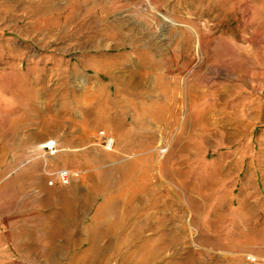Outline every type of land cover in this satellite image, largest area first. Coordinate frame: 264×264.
Listing matches in <instances>:
<instances>
[{
  "label": "rangeland",
  "instance_id": "374dc122",
  "mask_svg": "<svg viewBox=\"0 0 264 264\" xmlns=\"http://www.w3.org/2000/svg\"><path fill=\"white\" fill-rule=\"evenodd\" d=\"M0 34V264H264V0H0Z\"/></svg>",
  "mask_w": 264,
  "mask_h": 264
},
{
  "label": "built area",
  "instance_id": "2783aa9c",
  "mask_svg": "<svg viewBox=\"0 0 264 264\" xmlns=\"http://www.w3.org/2000/svg\"><path fill=\"white\" fill-rule=\"evenodd\" d=\"M47 149L49 148V146L46 147ZM71 174L69 173L68 170H64L61 169L57 172V178L60 182H62L63 184H66L69 182L70 178H71Z\"/></svg>",
  "mask_w": 264,
  "mask_h": 264
},
{
  "label": "crops",
  "instance_id": "0c3cea01",
  "mask_svg": "<svg viewBox=\"0 0 264 264\" xmlns=\"http://www.w3.org/2000/svg\"><path fill=\"white\" fill-rule=\"evenodd\" d=\"M5 42H7L6 40H5ZM3 43H4V36L2 35V34H0V50H2V48H3ZM0 75H1V73H0ZM152 75V74H151ZM95 85L97 86V84L95 83ZM152 85V84H151ZM137 117V116H136ZM130 133L131 132H134V130L133 129H131L130 128V130H128ZM130 201L131 200H129L127 203L129 204L130 203ZM124 209H125V206H124Z\"/></svg>",
  "mask_w": 264,
  "mask_h": 264
},
{
  "label": "bare ground",
  "instance_id": "6f19581e",
  "mask_svg": "<svg viewBox=\"0 0 264 264\" xmlns=\"http://www.w3.org/2000/svg\"><path fill=\"white\" fill-rule=\"evenodd\" d=\"M145 81H146V84H148L150 82V76L148 74H145V76H143L139 79V82H141L140 84H144Z\"/></svg>",
  "mask_w": 264,
  "mask_h": 264
}]
</instances>
